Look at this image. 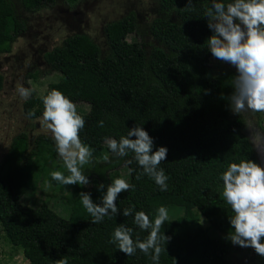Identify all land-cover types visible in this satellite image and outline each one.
I'll list each match as a JSON object with an SVG mask.
<instances>
[{
	"label": "trees",
	"instance_id": "16d2710c",
	"mask_svg": "<svg viewBox=\"0 0 264 264\" xmlns=\"http://www.w3.org/2000/svg\"><path fill=\"white\" fill-rule=\"evenodd\" d=\"M15 1L24 11L34 12L55 0ZM158 1L174 18L151 21L149 33L155 43L148 48L142 43L136 51L101 55L91 39L74 33L43 53L45 64L59 76L46 85L41 96L24 100V116L40 117L44 110L41 98L52 89L74 103L83 99L88 109L77 111L85 119L80 138L93 159H102L86 168L89 185L62 184L78 193L64 218L54 214L46 201L25 214L19 210L20 198L32 186L35 167L56 158L57 151L48 136H37L32 147L24 132L11 139L0 161V228L5 242L19 249L27 264H59L65 258L68 264H153L151 256L139 249L127 256L111 242L112 236L115 228L126 226L133 229L134 241L145 240L150 230L134 224V213L144 211L154 220L160 206L170 207L168 199L183 210L161 227V235L169 240L162 243L165 251L159 264H235L228 259L233 250L228 235L234 231L230 218L235 213L222 196V173L232 162L254 161L246 138L236 132L241 119L230 114L227 98L234 91L235 75L230 71L212 73L206 58L212 32L204 13L213 0ZM135 27L133 15L109 22L104 26L106 40L122 38L136 31ZM24 28L13 0H0V53L10 51ZM30 112L35 116H29ZM100 121H104L103 127ZM135 126L143 127L153 138V151L160 146L168 149L167 159L159 165L168 176L166 191L147 175L137 179L142 168L133 153L118 157L103 144L127 136ZM122 164L129 167L128 182L135 187L118 195V215L93 223L79 194L89 193L95 203H101L107 186L117 178L112 172ZM100 184L105 185L103 190H98ZM125 208H133V215L124 216ZM199 215L218 234L208 233ZM249 249L264 264V257Z\"/></svg>",
	"mask_w": 264,
	"mask_h": 264
},
{
	"label": "clouds",
	"instance_id": "9594fccd",
	"mask_svg": "<svg viewBox=\"0 0 264 264\" xmlns=\"http://www.w3.org/2000/svg\"><path fill=\"white\" fill-rule=\"evenodd\" d=\"M204 17L212 32L207 39V49L215 59L234 66L238 73L232 83L234 91L227 98L230 110L244 116L243 123L249 131L252 147L264 155V129L254 119L255 114H264V0H230L228 3L213 0ZM17 91L24 100H28L33 92L25 87ZM41 99L44 110L40 123L50 132L57 154L69 173L65 175L61 171H53L51 178L63 185H89L85 170L92 167L94 161L90 148L80 138L85 119L77 112L75 103L60 90L52 89ZM29 116L34 117L35 112H30ZM99 126L103 127L104 121H100ZM107 144L118 157H125L129 152L134 154L142 168L137 179L147 175L161 191L168 189V176L159 167L167 159L168 149L160 146L153 151L154 140L143 127L135 126L129 129L127 136L119 140L108 139ZM222 181V196L235 213L230 218L234 231L228 239L234 245L251 247L264 257V167L250 159L232 162L222 173ZM134 187L125 179L116 178L107 186L101 203H95L89 193L81 192L79 195L92 222L101 223L105 217L119 214L118 195ZM104 188L103 184L98 186V190ZM133 211V208H125L122 214L127 217L133 215ZM167 220L165 206L157 209L154 220L144 211H136L134 224L141 230H150L148 237L134 241L133 229L120 226L115 228L111 242L127 256L134 255L139 249L151 256L153 264H159L160 255L165 251L162 243L169 240L164 233H160ZM59 264H68V260L61 259Z\"/></svg>",
	"mask_w": 264,
	"mask_h": 264
},
{
	"label": "rangeland",
	"instance_id": "374dc122",
	"mask_svg": "<svg viewBox=\"0 0 264 264\" xmlns=\"http://www.w3.org/2000/svg\"><path fill=\"white\" fill-rule=\"evenodd\" d=\"M13 5L17 17L24 21L25 28L11 43L10 51L0 53V161L8 150L11 139L19 132L26 134L30 147L39 135L53 139L50 132L46 131L40 123L42 115L32 119L24 116L22 111L24 99L17 91L20 87L30 88L33 90L31 96L38 97L43 94L48 83L57 80L59 74L51 70L43 60L45 51L59 45L66 36L74 33L83 34L91 39L101 55L110 51H136L142 43L148 48L149 44L155 43L149 33L151 21L157 17L174 18L172 12L160 8L158 0H75L73 3L55 0L51 5L34 12L24 11L15 0ZM126 15H133L136 31L107 42L104 33L105 24ZM206 58L212 73L230 71L235 76L238 74L234 66L215 59L211 52H207ZM29 73H33L34 76L29 77ZM75 105L79 112L88 109V104L83 99H79ZM230 114L232 117L241 119L240 127L236 132L240 137L246 138L254 154V161L264 167V155L258 153L249 141V131L243 123L244 116L234 114L231 110ZM254 119L258 126L264 129V114L257 113ZM132 138L135 139L134 136ZM103 144L108 146L107 140ZM100 159L102 158L99 157L93 161H100ZM53 171L69 174L58 154L43 167H35L32 186L20 198L19 210L22 213L28 214L41 201H46L54 214L63 218L66 216L72 200L78 199V193H75L71 187L63 186L60 182L53 180L51 178ZM112 175L128 182L129 167L122 164L112 172ZM167 203L170 206L167 208L168 218L182 213V206L174 204L171 199H168ZM199 221L208 233L218 234L200 215ZM228 259L235 264H261L251 256L249 247L244 248L234 244ZM0 264H27L20 250L5 242L1 228Z\"/></svg>",
	"mask_w": 264,
	"mask_h": 264
}]
</instances>
